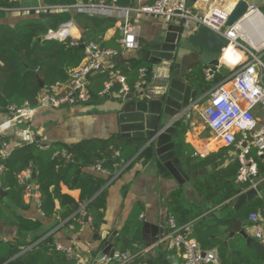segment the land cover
<instances>
[{
  "label": "trees",
  "instance_id": "1",
  "mask_svg": "<svg viewBox=\"0 0 264 264\" xmlns=\"http://www.w3.org/2000/svg\"><path fill=\"white\" fill-rule=\"evenodd\" d=\"M89 2L91 0H42V6L66 8ZM115 2L118 7L127 8L132 6L135 0ZM19 7L20 4L15 0H0V114H6L8 107L12 105L22 107L27 104L31 108H36L42 94L50 87L68 83L70 73L82 63L84 57V49L80 48L82 44L92 42L102 49L119 50V34L107 41L104 40V34L115 24V20L111 18L62 10L21 15L11 25L2 22L4 17L2 10ZM70 20L79 29L80 36L75 35L73 31L62 40L45 38L49 31L56 32L60 25ZM75 42L78 46L73 45ZM140 47L144 48L139 43V49ZM141 69L147 70V82H150L149 65L132 60L118 62L93 74L86 84L89 98L81 104L100 105L109 99V95L103 92L105 85L112 81L110 72L123 76L128 91H134ZM204 70V67H197L188 78L198 97L209 92L229 74L227 70L221 68L211 81H206ZM39 80L44 83V89L39 87ZM121 90L120 83L113 81L109 93L119 94ZM186 128L187 121L183 120L174 136V153L181 162H195L197 159L193 150L183 142ZM7 144V139L0 138V166L3 168L0 172V190L6 193L5 199L0 197V221L16 227L18 237L0 242V264H77V259L72 255L65 256L55 249L49 233L60 224L70 226L73 232H78L83 226L81 211L85 212L91 227L97 230L103 219L105 205L103 188L120 168H115V164L123 166L130 162L143 147L144 142L120 137L106 140L90 139L72 147L60 144L45 147L32 142L12 150L5 158H1L2 153L6 152ZM232 152H235L234 148L225 147L219 154L210 155L193 163L191 168L210 169V172L195 182V189L209 196L214 205L220 207L222 216V220L214 221V224L202 220L192 231L191 236L200 245L201 250L213 248L219 242V235L231 229V217L244 222L250 214L259 213L264 207V187L260 199L246 203L236 212L226 204L235 194L233 185L236 183L240 165L236 159L225 167H217L216 163L221 154L227 155ZM248 157L254 159L258 169L257 177L261 179L264 176V164L256 157L254 150H250ZM96 165L107 172V178L102 182L79 173L84 166L94 168ZM33 168L35 178L21 181L20 176ZM162 172L164 175L165 171ZM32 182L38 193L40 213L46 218L55 219L56 223L44 234L27 239L23 232L34 229L36 225L22 220L16 211L27 208L24 195L26 187ZM63 187L78 192V198L63 194ZM168 211L178 226L195 222V217L185 214L182 200L178 195L171 196ZM130 233L134 234V237H131L128 245L124 248L116 247L121 237H126ZM139 236V225H133L131 220L115 243L117 252H137L140 247ZM219 246L220 264H264V245L260 241H253L248 245L249 254H244L240 242L234 241L231 245L232 254L228 258L225 257V249L221 244Z\"/></svg>",
  "mask_w": 264,
  "mask_h": 264
},
{
  "label": "crops",
  "instance_id": "2",
  "mask_svg": "<svg viewBox=\"0 0 264 264\" xmlns=\"http://www.w3.org/2000/svg\"><path fill=\"white\" fill-rule=\"evenodd\" d=\"M15 1L21 7L38 8L42 6V0ZM152 1L135 0V2L142 4H148ZM239 1L247 5L255 6L259 10L261 17L264 18V0ZM239 1L186 0L192 11L199 15L205 14L212 7H220L230 12ZM19 16L21 17V15L15 13H4L2 22L11 25L16 22ZM111 19L115 20V24L104 34L105 41L119 34L118 26L120 22L114 18ZM132 23L139 28L140 36L138 40L140 46H146L154 37L162 32H166L169 26L175 28L180 25L179 22L166 23L160 18L144 15L133 19ZM194 29L195 26L191 23L186 28L187 31H193ZM74 33L75 35H81L77 27H75ZM142 49L140 47L136 52L126 53L113 59H108L105 64L109 67L118 62L128 60L137 61L134 58ZM225 51L221 58L223 63L228 61L235 62L239 58L235 50H233V54L231 53L229 57H226ZM182 66L185 71L190 67L188 62H184ZM193 90L195 89L193 88ZM134 91L137 90L134 88ZM120 93H108L109 99L100 105L79 104L58 109H37L31 118L20 119L16 123H11L5 114H0V138L7 139L6 153L8 154L12 150L32 142H37L41 146L60 144L64 147H72L90 139L106 140L113 137H120L117 119L119 109L123 102V99L119 97ZM198 118L197 111H191L189 113L186 132L183 135L184 144L189 146L194 152L197 159L195 162L179 161L175 169L177 176L173 177L160 164L157 165L155 171L148 170L147 166L151 161L150 155L145 151L142 152L141 148L130 162L115 171L113 177L104 186L105 205L100 227L97 230L93 229L88 220V223L83 221V226L78 232H73L70 226L60 224L49 233L51 234V240L54 246L70 248L72 250V256L77 259L78 263L95 264L103 244L112 234L116 233L112 243V250L117 252L116 247L124 248L128 245L131 237H134V234L130 233L126 237H121V240L115 247V243L120 238L121 232L132 220L133 225H139L140 255L138 256L137 264H182L180 254L177 251L168 250L165 244L162 243V239L168 233V204L171 196L178 195L180 200H182L185 214L192 216V218L195 217L193 231L202 220L210 222L211 224H214V221L222 220L220 207L215 206L209 196L195 189V182L210 172V169L194 170L191 168L193 163H197L198 160L205 159L210 155L219 154L225 146L213 137L205 125L198 121ZM173 142H175L174 138ZM235 157L236 152L228 153L227 155L223 153L218 159L216 166L225 167L233 159H236ZM262 163L264 164L263 161ZM162 171H165L164 175ZM30 173H32V170ZM79 173L87 175L95 181L102 182L107 178V174L89 166L82 167ZM263 179L264 176L261 180ZM30 186L34 188V183H30ZM248 190L236 183L233 185L235 194L231 200L226 202L233 212H236L233 206L238 197ZM62 193L68 194L74 199L78 198V192L70 191L66 187L62 188ZM250 202L252 201L247 203ZM25 203L27 204V208L17 210V215L22 220L36 225L34 229L23 232L27 239L44 234L56 223L55 219L46 218L40 213L35 200L25 199ZM240 223L241 230L251 240L248 242L240 235L231 237L232 223L229 231L219 235V242L213 248L203 250L216 251L218 259L213 264H220L221 262V258H219L220 244L225 249V257L228 258L232 254L231 245L234 241L240 242L244 254H249L248 245L251 242H259L254 237L257 227L249 224L248 218L246 221ZM17 237L18 229L16 227L6 225L0 221V242L9 241ZM260 243L264 245V242ZM97 264H103V262L99 261Z\"/></svg>",
  "mask_w": 264,
  "mask_h": 264
},
{
  "label": "built area",
  "instance_id": "3",
  "mask_svg": "<svg viewBox=\"0 0 264 264\" xmlns=\"http://www.w3.org/2000/svg\"><path fill=\"white\" fill-rule=\"evenodd\" d=\"M62 10L118 20L120 22L118 26L119 50L102 49L92 42L82 44L84 45L82 63L79 68L70 73L69 82L50 87L42 94L36 108H31L27 104L22 107L9 106L5 115L11 123L31 118L37 109H58L85 103L89 98L86 87L89 77L99 72L100 69H106L105 63L108 59L139 50L140 31L138 26L132 23L133 19L144 15L160 18L166 23L179 22L185 28L191 23L195 28L203 26L224 37L228 42V47H233L239 58L235 62L223 63L221 61L222 54L216 67L204 70L206 81H211L221 68L226 69L229 74L192 104L185 114L184 121H188L191 111H197L199 118L213 137L225 147L234 148L235 158L240 165L236 184L247 186L246 188L250 190L260 183L261 179L257 177V165L254 159L248 157V154L250 150H254L256 157L264 162V42L256 46L257 48L253 47V42L260 38L262 32L259 26H252L249 32L243 36L239 34L238 30V25L250 15L261 17L255 6L248 5L243 18L232 26H227L230 12L225 9L212 7L205 14L199 15L192 11L186 0H153L149 4L134 2L127 8L118 7L115 0L109 2L107 0H91L87 4L79 3L66 8L40 6L38 8H10L2 11L5 14L15 13L26 16L30 13L40 14ZM75 27L74 22L70 20L60 25L56 32L49 31L45 38L62 40L70 36ZM73 45L78 46V43L75 42ZM138 75L139 81L134 87L138 91L147 88L158 78L156 74L151 73V80L147 82L146 69H141ZM109 76L112 81L105 85L103 94L109 93L113 81L120 83L121 91L128 92L123 76L112 72L109 73ZM198 104L200 107L197 106ZM243 143H246L245 148L242 147ZM43 146L46 147V145ZM6 155V152L2 153L1 158H5ZM119 165L116 163L114 167H121ZM94 169L107 174L99 165H96ZM2 170L3 168L0 166V172ZM20 179L29 181L31 173L25 172L20 176ZM24 197L27 200H35L38 205V193L35 187L32 188L28 184ZM81 216L86 217L84 211H81ZM248 223L257 227L254 233L255 239L264 242V207L259 213L250 214ZM167 224L168 233L162 239V243L168 250L177 251L180 254L182 264H207L217 261L216 251L201 250L200 245L191 236L194 222L178 226L174 218L168 215ZM55 249L65 256L72 255L70 248L55 246ZM139 255V250L135 253L115 252L113 257H105L102 262L103 264H137Z\"/></svg>",
  "mask_w": 264,
  "mask_h": 264
},
{
  "label": "water",
  "instance_id": "4",
  "mask_svg": "<svg viewBox=\"0 0 264 264\" xmlns=\"http://www.w3.org/2000/svg\"><path fill=\"white\" fill-rule=\"evenodd\" d=\"M247 8L246 3L239 1L230 11L227 26L241 20ZM227 47L228 42L224 37L206 27L187 31L180 24L175 28L169 26L166 32L154 37L134 58L147 63L149 72L156 74L158 78L143 90L122 91L119 97L123 102L117 119L121 138L144 142L141 151L147 152L151 160L148 170L155 171L160 164L173 177L177 176L175 169L179 160L174 153L173 138L188 109L199 98L188 78L197 67H216ZM80 48L84 49V45ZM184 62L190 65L187 71L183 70ZM101 71L103 69L99 70ZM38 83L44 89V83L41 80ZM242 147L245 148L246 143ZM31 177L35 178L34 168ZM263 187L264 179L255 188L238 197L233 206L234 210L238 211L247 202L260 199ZM5 196L6 193L0 190V197ZM230 220L233 223L230 236L240 235L249 242L251 239L241 230V223L233 217ZM83 221L88 223V218H83ZM115 236L116 233L105 241L95 264L105 257H113L115 251L112 250V243Z\"/></svg>",
  "mask_w": 264,
  "mask_h": 264
},
{
  "label": "bare ground",
  "instance_id": "5",
  "mask_svg": "<svg viewBox=\"0 0 264 264\" xmlns=\"http://www.w3.org/2000/svg\"><path fill=\"white\" fill-rule=\"evenodd\" d=\"M252 26H259L262 29L260 38L253 42V47H256L264 42V20L259 15H250L245 21L238 25V30L239 34L243 36L245 33L249 32ZM229 47L227 51L225 50L228 47L224 50L226 57H229L231 53L233 54V47Z\"/></svg>",
  "mask_w": 264,
  "mask_h": 264
},
{
  "label": "rangeland",
  "instance_id": "6",
  "mask_svg": "<svg viewBox=\"0 0 264 264\" xmlns=\"http://www.w3.org/2000/svg\"><path fill=\"white\" fill-rule=\"evenodd\" d=\"M198 117H199V116H198ZM198 121H199V122H201V123H203V122L201 121V119H200V118H198Z\"/></svg>",
  "mask_w": 264,
  "mask_h": 264
}]
</instances>
